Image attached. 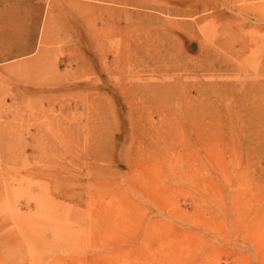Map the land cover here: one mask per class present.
<instances>
[{
    "label": "rangeland",
    "instance_id": "374dc122",
    "mask_svg": "<svg viewBox=\"0 0 264 264\" xmlns=\"http://www.w3.org/2000/svg\"><path fill=\"white\" fill-rule=\"evenodd\" d=\"M256 1L0 0V264H264Z\"/></svg>",
    "mask_w": 264,
    "mask_h": 264
},
{
    "label": "bare ground",
    "instance_id": "6f19581e",
    "mask_svg": "<svg viewBox=\"0 0 264 264\" xmlns=\"http://www.w3.org/2000/svg\"><path fill=\"white\" fill-rule=\"evenodd\" d=\"M240 10L242 11L241 14L244 13V14L247 15V17H245L242 21H240L242 23V25H250L256 30H260L262 28V27H259V26H254V24L252 23V20L254 18V19H259L262 22H264V0L256 1V2H254L252 4L241 5ZM258 22H260V21H258ZM238 30L241 31L242 29L240 28ZM241 34H243V33H241ZM245 37H246V42H248V44L255 43V44L258 45V43H260V45H261L262 42H263V39L261 37H259L258 34L251 33L249 35H246ZM260 45H258V46H260ZM252 101L255 102L259 108H262L260 110L262 112H264V99L263 100L253 99ZM259 114L260 113H254L253 114L254 116L251 117L252 123H254V128L252 129V131H250V138H251V140L253 141L254 144H256L257 141L261 137H264V115H259ZM257 125H259V129L256 130Z\"/></svg>",
    "mask_w": 264,
    "mask_h": 264
}]
</instances>
